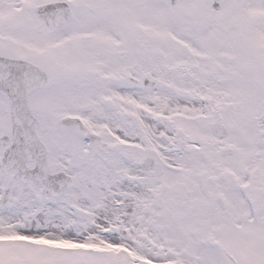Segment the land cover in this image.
<instances>
[{
	"label": "snow or ice",
	"instance_id": "6c2138e0",
	"mask_svg": "<svg viewBox=\"0 0 264 264\" xmlns=\"http://www.w3.org/2000/svg\"><path fill=\"white\" fill-rule=\"evenodd\" d=\"M0 264H264V0H0Z\"/></svg>",
	"mask_w": 264,
	"mask_h": 264
}]
</instances>
